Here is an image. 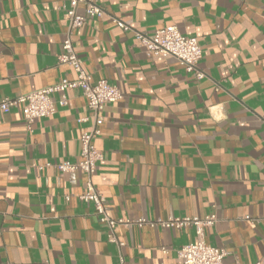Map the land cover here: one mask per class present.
Segmentation results:
<instances>
[{
	"label": "crops",
	"instance_id": "1",
	"mask_svg": "<svg viewBox=\"0 0 264 264\" xmlns=\"http://www.w3.org/2000/svg\"><path fill=\"white\" fill-rule=\"evenodd\" d=\"M65 1L0 0V100L75 78L56 59ZM97 2L105 14L72 39L92 81L123 92L104 106L93 138L102 154L93 180L107 214H215L203 237L226 251L224 264L264 259V0ZM169 25L197 39L203 78L171 57L147 56L134 37ZM66 94V105L31 130L19 107L0 110V264H183L176 251L197 240L194 226L116 225L111 241L78 199L85 174L47 165L80 161L79 136L90 126L80 90Z\"/></svg>",
	"mask_w": 264,
	"mask_h": 264
},
{
	"label": "built area",
	"instance_id": "2",
	"mask_svg": "<svg viewBox=\"0 0 264 264\" xmlns=\"http://www.w3.org/2000/svg\"><path fill=\"white\" fill-rule=\"evenodd\" d=\"M58 9L67 17V29L61 43V51L57 53L56 59L58 64L70 66L75 73V78H62L54 85L15 98H3L0 100V110L6 112L11 107H19L29 130H31V125L37 119L49 117L56 112L57 107L66 105V92L69 89H79L86 100V106L90 113L89 129L83 131L79 136L81 159L77 163L64 161L55 165L49 163L47 165L53 166L60 172L81 170L85 174V189L78 195V199L93 206L99 220L108 227L111 241L118 242L112 232L116 225L128 227L131 224L140 225L146 222L151 226L162 225L178 228L192 225L195 227L197 240L179 247L176 251L178 258L182 260L183 264H224L223 258L226 251L223 248L207 244L203 237V227L210 226L217 220L215 214L203 218L196 216L171 217L163 221H147L144 218L113 219L107 214L105 198L96 189L93 180L97 171V163L102 159L101 152L93 144V138L99 134L100 125L104 121L102 114L104 106L122 100L123 92L118 86L105 79L92 81L90 74L83 67L82 59L77 54L72 39V31L75 28L83 25L89 18H101L105 11L97 0H66L59 5ZM112 22L123 30L130 28L121 19L113 17ZM134 37L144 47L147 56L171 57L196 79L205 76L198 68L202 52L197 39L182 34L175 25L159 28L152 34L134 31ZM54 94H57L56 99L53 97ZM69 198V196H65V200H69ZM248 218V216L243 217V219ZM118 245L121 243L119 242ZM120 264H123L122 261ZM252 264H264V259Z\"/></svg>",
	"mask_w": 264,
	"mask_h": 264
}]
</instances>
